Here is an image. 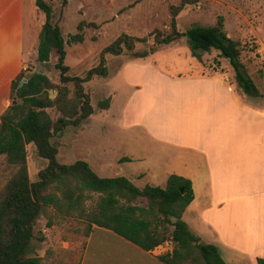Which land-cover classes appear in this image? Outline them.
I'll list each match as a JSON object with an SVG mask.
<instances>
[{"label": "trees", "instance_id": "16d2710c", "mask_svg": "<svg viewBox=\"0 0 264 264\" xmlns=\"http://www.w3.org/2000/svg\"><path fill=\"white\" fill-rule=\"evenodd\" d=\"M33 1L44 16L36 60L40 65H48L56 58L53 67L59 73V85H54L44 74L33 73L25 77L24 71L20 72L11 83L10 105L0 116V158L7 167L15 170L0 191V264H42L36 251L44 238L41 234L35 236L33 230L37 220L49 208L55 217L82 221L85 234L92 226L104 228L146 252L170 242L171 252L159 257L164 264H226L218 249L204 243L182 220V214L194 199L188 179L170 175L164 188L149 185L138 188L125 177L101 178L84 161L59 163L58 149L51 142L62 129L69 125L79 126L93 114L84 84L109 75L106 55L125 53L131 60H143L160 48L185 39L191 58L200 61L202 54L218 52L232 68L238 88L248 97H259L255 83L240 61L241 44L228 37L223 17H218L212 26L193 25L181 32L177 28L178 14L200 0H180L169 8L168 31L155 30L143 38L122 34L101 50L96 67L83 76H71L65 64L66 45L83 43L84 28L96 26L80 22L77 33L65 40L60 27L53 22L52 6L45 0ZM150 40L147 50H134L136 43L148 44ZM255 50V47L250 48L258 58ZM70 83L73 85L72 96L67 86ZM51 89L57 92L53 100L48 93ZM109 106V99L97 103L100 110H107ZM48 109H54L59 117L53 120ZM29 145L46 161L45 168L38 172L33 182L27 169L26 147ZM92 196H97L96 205L87 210L85 203ZM52 222L48 218L46 227L50 228Z\"/></svg>", "mask_w": 264, "mask_h": 264}, {"label": "crops", "instance_id": "0c3cea01", "mask_svg": "<svg viewBox=\"0 0 264 264\" xmlns=\"http://www.w3.org/2000/svg\"><path fill=\"white\" fill-rule=\"evenodd\" d=\"M43 23L33 0H0V116L10 105L11 83L25 70ZM262 40L261 53H256L264 62L263 36ZM169 80L189 88L182 91L179 114L193 124L191 130H180L182 138L176 140L141 126L146 144L139 149V141L121 142L114 162L118 169L125 167L114 177L143 185L138 188H164L170 175L188 179L194 199L182 220L189 228L204 243L214 245L226 264L264 262V92L257 88L260 96L248 97L238 89L234 75L229 78L219 71L176 74ZM104 111H111V106ZM111 150L106 143L99 148L104 157ZM87 163L96 174L111 168ZM73 223L65 230L56 223L41 230L44 240L36 254L42 264H164L159 257L172 250L166 242L146 252L110 230L92 226L85 234L83 223L68 224Z\"/></svg>", "mask_w": 264, "mask_h": 264}, {"label": "rangeland", "instance_id": "374dc122", "mask_svg": "<svg viewBox=\"0 0 264 264\" xmlns=\"http://www.w3.org/2000/svg\"><path fill=\"white\" fill-rule=\"evenodd\" d=\"M45 1L52 6L53 22L58 24L65 40H68L69 35L77 33L80 22L93 23L96 26L84 28L83 43L66 45L65 64L69 67L68 75L71 76H83L86 71L96 67L101 50L122 34L143 38L155 30L168 31L169 8L180 2V0H65L63 4V0ZM220 16L223 17L224 30L228 37L241 44L240 61L247 74L257 88L264 92V62L250 51V48L255 47L257 53H261L259 47L263 42L262 36L264 39V0H200L196 5L186 6L180 11L176 19L177 28L185 32L193 25L212 26ZM26 18L28 23L29 12ZM27 34L26 47L30 45L31 36L29 31ZM150 45L151 40L148 44L136 43L134 50L138 52L147 50ZM36 49L37 46L33 47L27 54L29 60L24 76L28 77L33 73L44 74L54 85H59V73L53 67L56 58L48 65H40L36 60ZM105 58L109 75L106 78H94L84 84V92L89 96L90 105L94 109L93 116L79 126L65 127L51 140L58 149L57 159L61 164L90 161L97 165L101 163L110 166L107 173H97L102 178H112L115 174H120L118 172L125 167L121 166L118 169L114 162L116 152L121 149V142L130 143L131 139L137 143L139 141V149L146 144L148 137L142 132L144 130L141 126L145 130L147 128V132L159 131L164 137L176 140L182 138L179 136L180 130L183 131L185 128L191 130L193 124L185 121L179 114L182 91L188 92L189 88H182L178 82L169 80L173 75L182 73L203 75L213 71L226 73L229 78L234 75L228 61L221 58L216 51L202 54L200 61L191 58L185 39L160 48L144 60L132 61L125 53L120 56L106 55ZM127 64L130 65L122 71ZM23 82L24 80L21 84ZM67 86L72 96L73 85L70 83ZM195 90L197 88L191 92ZM48 93L49 98L50 94H53L51 100L57 95L54 89ZM188 94L191 98L195 97L193 93ZM105 99H109L111 111H102L97 107V103ZM47 112L53 120L59 117L54 109H48ZM192 117L191 115L188 118ZM104 143L112 149V153L106 156L108 158L101 156L99 151ZM26 150L28 175L33 182L37 179L38 172L45 168L46 161L37 156L31 145L27 146ZM14 172L15 170L7 167L4 159L0 158V191ZM103 174H108L109 177H104L106 175ZM142 182L148 184L147 181ZM136 186L143 185L137 183ZM96 202L97 196L87 200L85 203L87 210L94 208ZM140 205L145 206V203L140 202ZM53 213L49 208L37 220L33 230L35 236L41 234L48 218L63 230L75 226L74 223L68 224L69 222L83 223L78 219L55 217ZM83 225L85 228L84 223ZM62 240H67L65 234Z\"/></svg>", "mask_w": 264, "mask_h": 264}, {"label": "water", "instance_id": "95a60500", "mask_svg": "<svg viewBox=\"0 0 264 264\" xmlns=\"http://www.w3.org/2000/svg\"><path fill=\"white\" fill-rule=\"evenodd\" d=\"M20 85H21V82L19 83V86H20ZM52 95H53V94L51 93V94H50V98L52 97Z\"/></svg>", "mask_w": 264, "mask_h": 264}]
</instances>
